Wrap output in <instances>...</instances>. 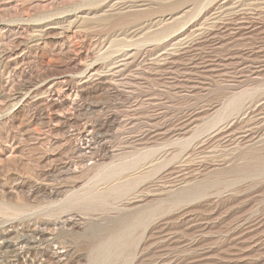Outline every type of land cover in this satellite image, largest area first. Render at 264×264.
Instances as JSON below:
<instances>
[{
    "label": "rangeland",
    "instance_id": "1",
    "mask_svg": "<svg viewBox=\"0 0 264 264\" xmlns=\"http://www.w3.org/2000/svg\"><path fill=\"white\" fill-rule=\"evenodd\" d=\"M0 264H264V0H0Z\"/></svg>",
    "mask_w": 264,
    "mask_h": 264
}]
</instances>
